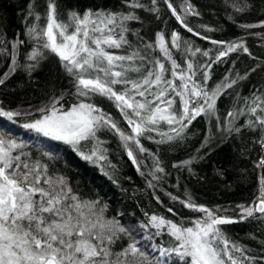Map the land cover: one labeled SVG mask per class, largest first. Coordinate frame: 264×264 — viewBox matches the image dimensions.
<instances>
[{"label":"trees","instance_id":"trees-1","mask_svg":"<svg viewBox=\"0 0 264 264\" xmlns=\"http://www.w3.org/2000/svg\"><path fill=\"white\" fill-rule=\"evenodd\" d=\"M140 2L144 8L130 9L128 0H56L58 12L64 18L72 10L81 14L87 9H107L125 14L134 11L139 20L127 22L129 31L126 33L131 48L125 45L114 53L126 55L132 49L138 50L141 56L146 57L143 62L146 68L142 72L152 67L155 60L161 59L158 37L163 34L169 51H175L174 60L177 63L185 69L189 61L193 63L196 82L203 83L201 66L211 63L208 72L210 79L206 82L208 90L223 83L226 77L236 83L218 97L215 115H198L183 129L180 137L164 143H158L166 138L157 132L145 133L140 137V143L147 151L137 154L141 164L139 172L129 161L114 130L105 128L97 132L99 147L107 156V161L101 163L111 166L108 171L112 179H108L97 167L81 160L69 145L39 135L38 142L26 137L34 136L35 133L25 130L22 125L40 118L41 112L38 110L48 106L54 96H63L57 107L65 111L79 101L73 94L71 77L66 74L55 55L44 50V58L34 69L29 71L25 67L34 63L27 56L36 46L26 36V26L34 20L27 15L30 0L0 1V37L4 41L0 50V75L7 71L12 55H15L17 61L15 73L0 84V107L22 113L15 118L16 123L0 120V135L18 140V143L23 142L24 147L13 155H20L21 160L27 161L29 165L36 164L46 169V173H41L42 177H63L71 194L85 204L96 202L95 210H103L104 220L118 222L125 229L118 233L113 245L114 251H120L136 242L130 231L132 228L144 234L154 233L151 226H143L148 225L152 215L166 217L185 227L195 226V220L203 218L204 214L185 207L181 201L187 197H191L197 205L220 209L219 214L222 216L237 218L240 206L253 205L264 187L261 185L264 167L257 166L264 159V147L260 142L264 132H261L259 126L252 129L248 127V121H255L256 116L250 115L245 105V98L264 95V27H241L264 22V0H247L246 11L236 10L237 6H243L245 0H190L199 13L184 17V22L193 29L192 33L172 15L165 0H157L156 5H152L151 0ZM168 2L183 16V0ZM31 4L40 15L36 23L44 25L46 0H31ZM149 8H158L159 11H148ZM174 32L181 37L179 50L173 49L171 43V34ZM193 33H199V36L209 41H240L248 52L238 48L218 62H212L209 58L215 59L219 46L201 40ZM17 39L25 43L14 52L12 44ZM187 46L191 47L192 52L196 49L200 51L192 55L185 51ZM204 51L209 53L207 57L202 55ZM135 63L140 65L141 61L136 60ZM163 63L168 70L165 78L172 80L170 62L165 60ZM141 74L130 72L129 76L138 79ZM174 84L179 87V80ZM115 87L119 89L121 86ZM169 95L180 102L179 96L174 93ZM136 98L139 100V97ZM91 102L108 113L121 130L131 134V128L113 101L103 96H94ZM234 109H244V113L232 119L228 113ZM257 115L264 114L258 112ZM229 127L239 131L229 132ZM160 129L169 135H176L166 124L162 123ZM42 140L54 143L47 147ZM95 144L96 141L91 144L84 142L85 150ZM46 152L49 154L46 155ZM189 160L191 164L185 165L184 162ZM154 161H158L159 167L164 170L156 173L158 180H152L148 175ZM149 181L154 187L149 186ZM41 182L43 184V179ZM169 208L173 212H169ZM220 227L230 240L249 250L247 255L264 256V215L256 212L253 217L242 222ZM171 241L172 237L167 234L155 236L152 241L147 240L141 249L152 257V253L147 252L152 243L169 247ZM174 260L169 264L174 263ZM257 264H264V261H258Z\"/></svg>","mask_w":264,"mask_h":264},{"label":"snow or ice","instance_id":"snow-or-ice-1","mask_svg":"<svg viewBox=\"0 0 264 264\" xmlns=\"http://www.w3.org/2000/svg\"><path fill=\"white\" fill-rule=\"evenodd\" d=\"M46 2L45 24L41 26L36 23L40 15L30 0L27 15L34 20L26 26V36L36 46L27 56L34 63L25 67L29 71L34 69L44 58V50L55 55L66 74L71 77L73 94L79 102L65 111L57 107L63 96H54L48 106L38 110L41 112L40 118L24 123L22 127L39 136L69 145L81 160L97 167L108 179H112L108 171L111 166L101 163L107 161V156L99 147L97 132L105 128L114 130L139 172L141 164L137 154L147 151L141 145L140 137L145 133L157 132L166 138L158 143L180 137L183 129L198 115H215L218 97L236 83L226 77L223 83L208 90L206 82L210 79L208 72L211 63L201 66L203 83L194 80L196 70L190 61L187 68L178 73L180 65L172 58L163 34L158 37L160 50L164 58L171 61V75L178 78L181 84L178 87L173 80L165 78L168 70L160 60H155L152 67L142 72L146 68L143 64L146 57L141 56L138 50L132 49L126 55H115L107 50L120 49L125 45L131 48L126 33L129 31L127 22L139 20L134 11L125 14L107 9H87L81 14L72 10L64 18L58 12L56 0ZM165 2L177 21L192 33L193 29L184 22V17L199 13L190 0H183V16L171 2ZM156 3L157 0H151L152 5ZM128 7L136 9L145 6L140 0H128ZM247 8L245 0L243 6H237L236 10L246 11ZM147 10L159 11L158 8ZM256 26L264 27V22L259 25H241L243 28ZM180 40L178 33L171 34V43L178 50ZM24 43L15 40L13 51ZM211 43L219 46L215 59L209 58L212 62H218L238 48L248 52L240 41L212 40ZM3 44V38L0 37V50ZM185 51L195 55L200 49L192 52L191 47L187 46ZM202 55L207 57L209 53L204 51ZM136 60H140L141 64L137 65ZM16 67V57L12 55L7 71L0 75V84L15 73ZM130 72L142 74L138 79H133L129 76ZM116 85L121 87L117 89ZM153 88L156 90L153 91ZM170 93L180 97L179 108L175 107V100ZM94 96H103L115 103L131 128V134L121 130L108 113L91 102ZM137 96L143 99L138 100ZM245 105L248 113L256 116L255 121H248V127L252 129L259 126L261 132H264V115H257L258 112L264 114V95L245 98ZM243 113L244 109H234L228 113V117L236 119ZM21 115L18 111L0 107V120L16 123L15 118ZM162 123L176 135L161 130ZM227 130L239 131L231 127ZM92 141H96V144L85 150L84 142L91 144ZM260 142L264 147V137ZM23 147V142L6 140L0 135V264H169L173 259L175 264H257L258 261H264V256L247 255L249 250L230 240L220 227L242 222L253 217L256 212L264 215V187L253 205L240 206L237 218L220 215V209L197 205L191 197L181 203L204 214L203 218L195 220L194 227H185L163 216H150L148 225L143 226H151L156 231L146 233V240L152 241L155 236L164 234L172 237L169 247L152 243V252L158 255L150 258L135 242L120 251H114L117 235L125 229L118 222L104 220L103 210H95L96 202L85 204L71 194L63 177H42L41 173H46V169L36 164L29 165L27 161L21 160L20 155H13ZM184 163L191 164V160ZM257 166L264 167V159ZM163 171L159 162L154 161L148 175L152 180H158L156 173ZM261 185L264 186V178L261 179ZM149 186L154 187L151 181ZM168 211L173 212V209L169 208Z\"/></svg>","mask_w":264,"mask_h":264},{"label":"rangeland","instance_id":"rangeland-1","mask_svg":"<svg viewBox=\"0 0 264 264\" xmlns=\"http://www.w3.org/2000/svg\"><path fill=\"white\" fill-rule=\"evenodd\" d=\"M173 49H176V47H174ZM109 52H111V53H113V54H115L114 53V51L116 50V51H118L119 49H107ZM159 50H160V47H159ZM170 53H171V56H172V58L174 59V57H175V51H173L172 49H170ZM160 57H161V59H160V61L161 62H164L165 60H167V59H165L164 58V56H163V54H162V52H161V50H160ZM167 61H169L170 62V65L169 66H171V61L170 60H167ZM177 63V62H176ZM177 64H179V63H177ZM180 65V67L177 69V72L179 73V72H181V71H183L185 68L183 67V65H181V64H179ZM195 77H196V74H195ZM171 78H173L172 80H173V82L175 83V81L176 80H179L178 78H176V77H173V76H171ZM198 83V82H197ZM181 84V81L179 80V85ZM156 89L155 88H153V91H155ZM137 97H139V96H137ZM149 99H152V97L151 96H149L148 97ZM143 98H141V97H139V100H142ZM175 107L176 108H179L180 107V102L178 101V102H176L175 101ZM17 133H19L18 132V129H17ZM4 136V135H3ZM26 137H28V138H30V140H33V141H35V142H38L39 141V136L37 135V134H34V136H31V137H29V136H26ZM4 138L7 140L8 139V137H6V136H4ZM41 141V140H40ZM17 142H19L18 140H17ZM34 142V143H35ZM41 143V142H40ZM42 143L44 144V145H46L47 147H51V145H53V143L54 142H49V141H45V140H42ZM194 227V226H193ZM154 229V228H153ZM130 231H131V234L135 237V239H136V244H137V246L138 247H142L146 242H147V240L144 238V236H145V234L142 232V231H140L139 229H135V228H132V229H130ZM154 231H156V229H154ZM148 251H150V253H152L151 255H158L157 253H153L152 252V249L150 248V249H148L147 250V252ZM148 254V253H147ZM151 257V256H150ZM172 264H175V260H174V263H172Z\"/></svg>","mask_w":264,"mask_h":264},{"label":"water","instance_id":"water-1","mask_svg":"<svg viewBox=\"0 0 264 264\" xmlns=\"http://www.w3.org/2000/svg\"><path fill=\"white\" fill-rule=\"evenodd\" d=\"M1 1V0H0ZM196 37H198L199 39H201V40H204V41H206V42H211V41H209V40H206L205 38H202L201 36H199V35H195ZM128 159H129V157H128ZM129 161L132 163V161L129 159ZM132 165L136 168V166L132 163ZM234 224V223H233ZM228 225H231V224H228Z\"/></svg>","mask_w":264,"mask_h":264}]
</instances>
